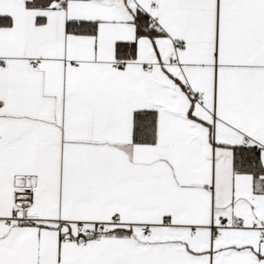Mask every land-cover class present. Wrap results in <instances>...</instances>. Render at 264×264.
Masks as SVG:
<instances>
[{
	"label": "snow or ice",
	"instance_id": "obj_1",
	"mask_svg": "<svg viewBox=\"0 0 264 264\" xmlns=\"http://www.w3.org/2000/svg\"><path fill=\"white\" fill-rule=\"evenodd\" d=\"M0 264H264V0H0Z\"/></svg>",
	"mask_w": 264,
	"mask_h": 264
}]
</instances>
